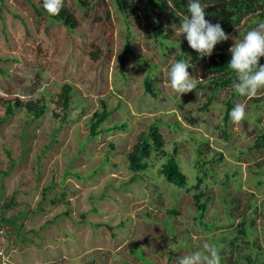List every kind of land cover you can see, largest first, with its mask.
I'll return each instance as SVG.
<instances>
[{"label":"rangeland","instance_id":"374dc122","mask_svg":"<svg viewBox=\"0 0 264 264\" xmlns=\"http://www.w3.org/2000/svg\"><path fill=\"white\" fill-rule=\"evenodd\" d=\"M83 1L63 0L79 20L69 30L38 15L28 0H0V95L49 102L40 119L18 110L0 124V219L16 222L0 226V252L7 258L1 263L0 255V264H176L205 241L219 248L221 264H264V147L253 146L264 131V90L240 96L232 83L213 93L207 60L184 53L178 43L187 12L175 6L174 16L156 23L149 11L121 12L117 0ZM259 12L242 16L222 48L264 21ZM153 27L163 34L171 27V42L163 45ZM182 58L192 60L189 72L198 83L181 96L168 71ZM148 78L157 96L145 90ZM65 83L73 91L63 121L53 99ZM230 99L245 105L247 117L225 128ZM102 100L115 108L102 127L127 126L90 140V119ZM153 123L189 189L163 177L167 156L157 152L134 178L128 154ZM200 157L211 169L201 184L208 200L202 215L194 197ZM66 210L69 216H58Z\"/></svg>","mask_w":264,"mask_h":264},{"label":"trees","instance_id":"16d2710c","mask_svg":"<svg viewBox=\"0 0 264 264\" xmlns=\"http://www.w3.org/2000/svg\"><path fill=\"white\" fill-rule=\"evenodd\" d=\"M34 7L36 13L40 16L47 15L52 23H60L65 25L69 30L75 29L79 25V20L76 14L63 5L61 12L58 15H50L43 7V1L36 2L34 0H28ZM83 6L87 4L83 0H79ZM204 4L206 11V19L210 20L212 23H220L227 34L234 30L237 23L241 20V17L246 13H257V18L264 20V0H201ZM188 0H117L118 9L123 13L137 14L139 11H149L155 14L156 23L161 22L162 16L173 15L175 13V7L181 11L187 12ZM2 4L5 5L2 1ZM175 6V7H174ZM161 18V20H159ZM157 25V24H156ZM154 31L161 40V43L165 45L167 42H171L170 33L172 32L171 27H167L168 33L163 34L159 27H153ZM222 41L216 45L213 53L210 57H199L196 50L192 49L186 38L180 39L178 43L182 45V50L184 53L193 54L199 59H206V67L208 72L213 75L212 84L210 88H213V93H215L220 88L232 84L235 79V73L231 71L227 63L231 59V53L229 49L222 48ZM127 48L125 51H132L130 43H127ZM125 53V52H124ZM101 50L97 49L92 52L94 57H99ZM0 57V61H1ZM260 63L264 64V57H261ZM123 70L125 68V60L122 58ZM0 71L4 72L0 67ZM145 90L149 92L152 96H157L158 93L155 90L154 85L150 79L145 80ZM73 91V85L70 83H65L62 86L61 92L54 97L55 102L59 112H55L56 116L65 121L69 115V106L71 101V95ZM213 102V96L203 104L202 109H207ZM101 108L93 111L90 119V132L89 139H94L101 133L111 130H122L126 128L124 123H115L113 126H108L103 128L102 125L111 117L114 113L115 108H109L105 100L101 101ZM234 107L232 100L226 102V110L223 116V125L226 128L231 120L230 112ZM49 108V102L45 97L25 99L17 95H0V110L4 111V115L0 116V124L5 120V118L13 115L18 110H23L27 112L34 119H40L45 115ZM62 112V113H61ZM165 139L160 131L158 125L153 123L149 126L146 131H143L138 137V142L134 146V149L128 154L129 167L134 172L135 177L141 172L145 171L150 164L149 159L154 153H161L163 156H167L166 161L160 167V173L165 177L167 181L173 183L177 186L187 188L188 187V177L180 168L179 160H177L174 153L170 154L164 149ZM254 147H264V131L258 135L254 144ZM201 157L198 158L196 166L199 170L197 175L198 183L195 185L197 192L194 194L196 202L199 206L200 214H204L207 202L202 200L201 184L205 181V178L210 175L211 169L207 167L208 161L203 159L200 161ZM15 161H12V165ZM49 185L48 187H50ZM48 187L43 189L42 200L46 199V192ZM12 200L4 203V208H8L12 204ZM58 202V201H56ZM69 204V202L67 203ZM171 212L176 213L177 210L172 207ZM69 210L64 211L58 216H69ZM86 213H82V217L85 219ZM16 222L12 219H7L2 217L0 219V226L3 224H15ZM50 221L45 222L40 226L41 228L46 227ZM102 225V223H98ZM108 228L113 230V226L107 225Z\"/></svg>","mask_w":264,"mask_h":264},{"label":"clouds","instance_id":"9594fccd","mask_svg":"<svg viewBox=\"0 0 264 264\" xmlns=\"http://www.w3.org/2000/svg\"><path fill=\"white\" fill-rule=\"evenodd\" d=\"M44 9L52 16L58 15L63 7V0H43ZM187 14L183 16L180 32L189 46L196 50L199 57H210L216 45L229 39L220 23H212L206 19L205 7L201 0H188ZM231 59L228 68L235 73L232 87L240 96H256L264 90V21L250 28L241 39L235 41L229 49ZM195 65L191 59L182 58L171 64L168 71L171 88L181 96L197 87L196 76L189 72ZM234 122L246 119L244 104H236L230 112ZM176 264H221L219 248L214 243L205 241L201 248L190 254L177 257Z\"/></svg>","mask_w":264,"mask_h":264},{"label":"built area","instance_id":"2783aa9c","mask_svg":"<svg viewBox=\"0 0 264 264\" xmlns=\"http://www.w3.org/2000/svg\"><path fill=\"white\" fill-rule=\"evenodd\" d=\"M0 255H1V257H2V262L1 263H7V261H6V257H5V255L3 254V252H0Z\"/></svg>","mask_w":264,"mask_h":264}]
</instances>
